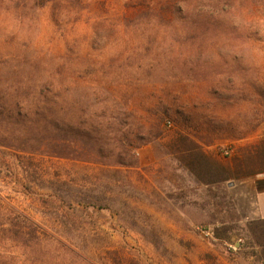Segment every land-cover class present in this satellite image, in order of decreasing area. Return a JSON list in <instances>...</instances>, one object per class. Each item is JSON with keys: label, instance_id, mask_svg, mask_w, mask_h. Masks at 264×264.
Returning a JSON list of instances; mask_svg holds the SVG:
<instances>
[{"label": "rangeland", "instance_id": "rangeland-1", "mask_svg": "<svg viewBox=\"0 0 264 264\" xmlns=\"http://www.w3.org/2000/svg\"><path fill=\"white\" fill-rule=\"evenodd\" d=\"M259 95L264 0H0V264H264Z\"/></svg>", "mask_w": 264, "mask_h": 264}, {"label": "trees", "instance_id": "trees-1", "mask_svg": "<svg viewBox=\"0 0 264 264\" xmlns=\"http://www.w3.org/2000/svg\"><path fill=\"white\" fill-rule=\"evenodd\" d=\"M258 97H259V98H257L258 102H255L254 105L260 107L261 109H264V102H260L261 101L260 95ZM162 109H163V111L160 112V114H162L164 116H174L176 119H179V117H182L181 111L179 108H175V110H173V107L167 106L165 108L163 107ZM158 118L160 121V120H163L164 117L161 115H158ZM261 156H262V158H264V154H262Z\"/></svg>", "mask_w": 264, "mask_h": 264}, {"label": "crops", "instance_id": "crops-1", "mask_svg": "<svg viewBox=\"0 0 264 264\" xmlns=\"http://www.w3.org/2000/svg\"><path fill=\"white\" fill-rule=\"evenodd\" d=\"M262 197L264 198V193H263ZM262 212H263V217H264V209H262Z\"/></svg>", "mask_w": 264, "mask_h": 264}, {"label": "built area", "instance_id": "built-area-1", "mask_svg": "<svg viewBox=\"0 0 264 264\" xmlns=\"http://www.w3.org/2000/svg\"><path fill=\"white\" fill-rule=\"evenodd\" d=\"M170 124V123H169Z\"/></svg>", "mask_w": 264, "mask_h": 264}]
</instances>
